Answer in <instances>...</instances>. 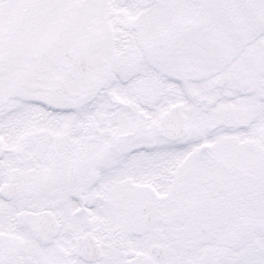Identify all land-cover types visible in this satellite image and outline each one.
<instances>
[{"label": "snow or ice", "instance_id": "obj_1", "mask_svg": "<svg viewBox=\"0 0 264 264\" xmlns=\"http://www.w3.org/2000/svg\"><path fill=\"white\" fill-rule=\"evenodd\" d=\"M0 264H264V0H0Z\"/></svg>", "mask_w": 264, "mask_h": 264}]
</instances>
